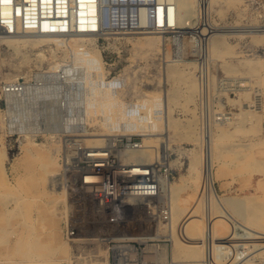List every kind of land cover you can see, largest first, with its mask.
<instances>
[{"label":"rangeland","instance_id":"obj_1","mask_svg":"<svg viewBox=\"0 0 264 264\" xmlns=\"http://www.w3.org/2000/svg\"><path fill=\"white\" fill-rule=\"evenodd\" d=\"M210 6V23L212 27L215 26L213 30L215 34L211 38L201 40L186 37L182 40L185 41L183 46L181 45L182 41L180 46H176L172 38H160L152 32L61 35L63 46L57 47L53 41L50 44L42 43L41 48L37 45L19 43L20 47L16 49H19V52L13 45L3 40L0 42V84L8 80V77H12V79L25 78L40 68L52 69L51 64L55 60L60 61V64L74 65L71 51L65 47L77 42L83 47L95 49L101 57L110 95L117 100L114 103L118 105L123 114H128V110L135 101L130 102L125 97L123 98L122 96L125 94L118 91L119 89L129 88L131 94H139L138 97H141L139 101H142L150 92L161 94L167 92L173 96L176 95L173 97L174 100L170 101L172 114L178 121V124L170 129V133H172L169 140L171 145L167 150L168 160H177L174 164L169 163L170 182L178 181L183 184L186 192L188 189L191 192L198 191L203 215L206 220L208 218L214 231H217L218 227L223 229L219 236L222 241H227L229 232L226 229H231L230 221H233V226L236 228L235 224L242 220L225 204L223 197L238 196L249 199L253 195L254 192H251L252 182L248 179L249 172L246 171L248 169L246 156L249 153L264 152V110L260 107L263 105L264 108V67L262 66L264 60V0H233V3L225 8L223 14L214 10L211 0ZM194 7V20H196L197 0H195ZM188 24L192 23L188 22ZM145 34L154 35H148L153 38L152 44L141 46L135 43L139 41L138 37ZM133 35L136 37L132 38ZM82 37L86 44H82ZM12 38L17 39L18 36ZM41 50L45 52V58L39 59V61L37 52ZM174 58L186 62L180 64L179 67L181 72L193 76L195 92L191 93L188 83L184 80L167 79L165 65L172 63L171 59ZM39 62L40 65H38ZM126 98L129 99L128 95ZM257 100L261 101L260 104ZM223 119L233 121L228 131L219 136L216 124ZM2 125L0 118V137L3 136V142L6 143L12 155L11 159H5L3 166H0V223L13 230L11 239L12 242L18 239L19 248L15 253H12V250L10 251V248L3 242V245L0 246V263L8 260L11 264H19L26 262L23 250L26 248L24 247L26 237L30 233L38 236V240H42L43 244L54 246L58 243L54 237H51L55 214L52 207L46 202L49 196L42 197L43 200L38 192L25 186L26 176L25 172H22L25 170L19 164L16 165L18 168L15 166L18 157L24 151L23 145L28 141L25 140L26 138L17 141L16 137L7 140ZM91 125L90 132H105V134L121 132L118 130L108 131L104 123L96 122ZM211 129L213 137L223 141L224 145L222 160L216 161L212 167V189L206 184L208 175H205L207 167L204 162L209 146L207 144L209 143L208 132H212ZM162 131L163 129L159 131L161 133L159 140H162L163 143L165 137ZM126 134H140L139 137L142 141L143 135L140 132H126ZM196 136H200V138L196 139ZM35 141L39 144L44 143L42 146H36L38 153L47 150L54 151L53 148L57 146L56 143L51 142L52 138L48 136H40ZM1 142L2 139H0V146ZM249 142L255 143V146H252L251 149L242 146ZM57 143L59 142L57 141ZM164 146L163 143L162 151ZM56 150L57 163L54 165V170L58 171L60 151L58 147ZM161 150L157 157L162 153ZM191 150L197 151L198 156H201V162L193 171L189 170L190 156L188 152ZM40 157L35 156L29 160L32 162L28 168L34 170L35 177L38 174L36 168L39 171L37 165ZM157 157L151 162L155 161ZM124 160L133 162L126 158ZM145 163L147 162L145 161ZM259 198L262 197L259 196ZM63 209L64 206L60 203L58 214H56L60 218L56 219L60 220L61 239H65ZM96 226L93 223L87 231L96 233L106 230V228L100 227V224L99 227ZM158 232L166 234L161 228L158 229ZM241 241H244L243 236L234 229L231 249L236 250ZM167 242L169 241L167 240ZM250 243L251 241H248L244 249L246 252L254 250L251 254V264H264V246L255 249ZM45 250L46 248L42 246L38 248L39 252ZM59 256H63V254L56 253L53 258ZM69 256H71V252ZM53 258L48 259L52 261ZM183 258L186 259L184 256ZM226 264H235V261L229 260Z\"/></svg>","mask_w":264,"mask_h":264},{"label":"built area","instance_id":"obj_2","mask_svg":"<svg viewBox=\"0 0 264 264\" xmlns=\"http://www.w3.org/2000/svg\"><path fill=\"white\" fill-rule=\"evenodd\" d=\"M210 13L207 0H197L195 23L181 25L176 0H0V35L152 32L180 46L186 37L210 38L215 29ZM88 90L84 68L70 64L2 82L0 118L6 139L48 136L59 142V167L51 185L68 194L70 213L64 223L72 245L70 264H159V258L146 254L156 255L158 245L167 241L158 224L171 220L168 155L162 151L150 163L125 161V151L141 147L140 134L114 133L102 144L86 142ZM118 91L130 102L141 99L129 88ZM139 211L143 218L137 232H119L133 229L131 217ZM91 214L105 231L82 233ZM201 261L213 264L209 256Z\"/></svg>","mask_w":264,"mask_h":264},{"label":"bare ground","instance_id":"obj_3","mask_svg":"<svg viewBox=\"0 0 264 264\" xmlns=\"http://www.w3.org/2000/svg\"><path fill=\"white\" fill-rule=\"evenodd\" d=\"M176 1H177V20L179 24L181 25L194 24L195 23L194 21H196L194 20L195 0H176ZM207 2H208V7L210 8L211 7L210 0H207ZM232 3L233 0H211V5H213L214 10L217 11L219 14H223L225 8L229 7V5ZM188 22L192 24H188ZM73 34H88V33L77 32ZM214 34L215 33H213L210 36V38ZM61 35L62 34H57V33L55 34L25 33L22 34L21 36L16 35L18 36L19 39L12 38L15 36L0 35V42L4 40L10 45H13V47H15V50L18 47H20L19 46L20 44L37 45L39 46V48H41L42 43L50 44L51 41H53L55 45L59 47V46H63ZM148 35L154 36L153 34L141 35L140 37L137 38V40L139 41H136L135 43H138L141 46L144 44H152L154 42L153 38L151 36L149 37ZM155 36H159L160 38H163V36L160 35L155 34ZM134 37L136 36L133 35L132 38ZM81 41L82 44H86V41L84 40L83 37ZM184 44L185 41H182L181 45L183 46ZM65 49L71 51L72 54L71 57L73 59V62L75 63V64L73 63L74 66H81L84 68V72L86 74V81L88 83V86L90 87V90H88L86 94L87 97V101L85 103V112L87 115L86 122L90 126H92L91 124H94L96 122L104 123L108 131H115V130L121 131L119 133L140 132L143 135L142 141L140 139L141 147L129 151H125V153L122 156L123 159L126 158V160L133 161L131 163H145V161L147 163H150L151 160L157 157V155L160 153V150L162 149L161 146L163 145V143L165 145L163 151L165 154H167V150L168 148H170L171 145L169 141L172 136V133H170V129L178 124V121L175 119V117L172 114V107L170 105V101L173 99L174 96L176 97V95L173 96L171 93H167V92L166 93L162 92L163 94L158 92H150L147 94V96L144 97L142 101H138L132 104L130 109L128 110V114L125 115L122 113L118 105L114 103L117 100L113 98L112 95H110L108 82H107L108 80L105 79V73L102 67L103 66L102 59L99 56V54L96 53L95 49H92L91 47L90 48L83 47L82 45H78L77 42L73 43L72 45H68V47H65ZM16 51L19 52V49ZM44 53L45 52H43L42 50L37 52L38 60L39 59L42 60L45 58ZM171 60L172 63H168L167 66L165 65L167 79L169 80L170 78L173 79L176 78L178 80H184L188 83V88L190 89L191 93L195 92L196 91L194 90L195 80L193 76L191 74L188 75L185 74V72H181V69L179 67L180 64H185L186 62L180 61L179 58L178 59L174 58ZM59 64L60 61L55 60L54 63L51 64V68L54 69ZM38 65H40V62ZM262 66L264 67V60ZM7 79L8 80L6 81H9L10 79H12V77H8ZM167 83L169 82L167 81ZM263 85H264V77H263ZM174 90L176 91L177 89L175 88ZM174 90H173V94H174ZM257 101H259L260 104L261 101L260 100ZM260 107L261 109L264 110L263 105H261ZM232 121L233 120L225 121L223 119L216 124L217 132L219 133V136L220 134H223V132L228 131ZM161 129H163L162 132H164V137H165L164 139L165 142L163 143L162 140H159V135L161 134L159 133V131ZM110 134H114V133H110ZM208 134H209L208 137L209 143L207 144L209 146H208V150H206L207 154L205 152L206 155L204 157V162L207 167L205 175H208V179L206 178L207 180L206 184L210 187V189H212V179H211V172H213L212 167L214 166L213 164H215L216 161L219 162L220 160H222L221 159L223 157L222 149L224 145H223V141L213 137V131L212 132L209 131ZM106 135H108V133L105 134V132H97V133L89 132L88 133L89 137H87L85 140L88 143L102 144L104 142ZM199 138L200 136L198 137L196 136V139ZM0 139H2L0 146V166H3V161L5 159H11L12 153L11 151L8 150L6 143L3 142V136H1ZM25 140H27L28 142L27 144L23 145L22 148L24 151L22 155L18 157L15 166L19 164V166L21 165L24 168L25 171L22 172L23 173L25 172L24 175L26 176L25 186L38 192L41 199L43 200L44 198L42 197L49 196V198L46 199V202L50 205V207H52V210L55 214V216L53 217L51 237H54V240H57L58 243L57 244L54 243L55 244L54 246L47 245L46 243L43 244L42 240L41 241L40 239L38 240L39 238L38 236H35L34 233L33 234L30 233L28 237H26L27 239L24 243V247L26 248L23 250V254L26 255V262L24 261L23 263H19V264H70L69 254L71 252V245L69 241L66 239L65 234H64L65 239H61V232H60L61 226L59 223L60 220H58L60 217L58 218L56 215L58 214L57 210H58V205L60 203H62L64 206L63 214H62L63 217H66L70 213V206L68 204L69 201L67 197L68 194L64 189L54 188L51 186V178L52 176H54L55 172L57 171L54 170L55 169L54 165L57 163V154H55V151L57 152L56 150L57 147L60 150L59 143H57V141L52 139L51 142H54L57 145L55 146V148H53L54 151L51 150L49 152L47 150L46 152L42 151L41 153H38L37 152L38 147L36 146L37 145L42 146V144L44 143L39 144L32 137H28ZM242 146L251 149L252 146H255V143L249 142L247 144H243ZM188 153L190 156L189 170L190 171L196 170L197 164L201 162V156H198L197 151L195 152L193 150L189 151ZM35 156H39V157L41 156L39 164L37 165L39 171L36 168V171L38 173L36 177L34 175V170L28 168L30 162H32V160L29 161L30 158H34ZM246 158H247L246 167L248 168L246 169V171L249 172L248 179L252 182L251 192H254L253 195H251L249 199H247V197H238V196L223 197V201L225 202V204L228 205L234 211V213L237 216H239L242 220V222L239 221L237 224H235L236 228H234L233 226V221H230L231 229L232 228L236 229L238 233H240L243 236L244 239V241H241L240 244H238L236 250L233 251L230 247L231 239L233 238L234 229L233 230L226 229V231L229 232V239L227 241L221 240L219 235L221 234L223 229L218 227L217 231H214L213 227L208 222V218L206 220L205 216L203 215L204 212H203L201 200L198 197L199 196L198 191L191 192V190L187 188L188 191L186 192V189H184L183 184L179 183L178 181L175 182L168 181L167 189L171 204V220L170 223H168V225L163 222L159 223L158 229L161 228L162 231L166 233L168 238L167 240L169 242L164 241L161 244H159L156 255H153V252L149 250L146 254V257L159 258L160 260L159 264H202L201 263L202 262L201 260L203 259L202 257L205 256H209L210 258H212L213 264H226L229 260H234L235 264H251L250 262V259L252 257L251 254L254 252V250H252V252L245 251L244 247L246 246L247 242L251 241L255 249L264 246L261 245L264 244V152L249 153L246 156ZM176 161L177 160L175 159H171L168 162L174 164V162ZM16 168L18 167L16 166ZM139 172H144V171H142V169H139ZM32 183L34 185H31ZM255 193H257L258 195ZM259 196L262 198H259ZM88 217L89 218L87 219L90 220L91 218H94V214L88 215ZM79 218L81 219V217ZM131 218H132L131 222H133L132 223L133 229L130 232H126L123 229H119V232L133 233V234L137 232V230L135 229L136 227L137 228L139 227L140 224L139 221H141L143 218L142 212L141 211L134 212ZM84 220H86V218ZM95 220L96 219H93L92 222L88 221L86 223L85 229L82 230V233L85 234L93 223L94 225L96 224L98 226L99 222ZM64 230H65V223H64L63 231ZM12 233L13 230L7 228L4 225H1L0 223V246L3 245L2 243L4 242V244L8 248H10V251L12 250V253H15L17 251V248H19L18 247L19 242L18 239L15 242H12L11 239ZM40 246L45 247L46 250L44 252L41 251L39 252L38 248ZM56 253H62L63 256L53 258V256L56 255ZM183 256L186 259H184ZM48 258H53V259L52 261H50V259ZM0 264H11V263H9V261L6 260L5 262ZM12 264H18V263H12Z\"/></svg>","mask_w":264,"mask_h":264}]
</instances>
